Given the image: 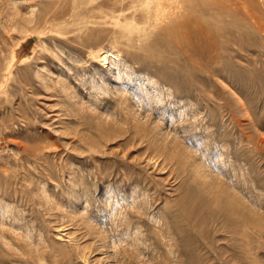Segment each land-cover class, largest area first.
Listing matches in <instances>:
<instances>
[{
	"label": "rangeland",
	"instance_id": "obj_1",
	"mask_svg": "<svg viewBox=\"0 0 264 264\" xmlns=\"http://www.w3.org/2000/svg\"><path fill=\"white\" fill-rule=\"evenodd\" d=\"M0 264H264V0H0Z\"/></svg>",
	"mask_w": 264,
	"mask_h": 264
},
{
	"label": "bare ground",
	"instance_id": "obj_2",
	"mask_svg": "<svg viewBox=\"0 0 264 264\" xmlns=\"http://www.w3.org/2000/svg\"><path fill=\"white\" fill-rule=\"evenodd\" d=\"M197 25V24H196ZM19 46V45H18ZM20 46H21V44H20ZM17 48H19V47H17ZM109 50V49H108ZM105 52H107L104 56H103V60L104 61H107L108 60V58L110 57V59H113V60H118L119 59V57H118V54H116V53H113V51L111 52V51H105ZM16 57H17V54H16V52H13L12 53V59L11 60H13V59H16ZM17 60V59H16ZM24 61V60H23ZM22 63V62H21ZM11 64V63H10ZM11 66V65H10ZM9 69V68H8ZM12 71V70H11ZM9 73H10V71H9Z\"/></svg>",
	"mask_w": 264,
	"mask_h": 264
}]
</instances>
